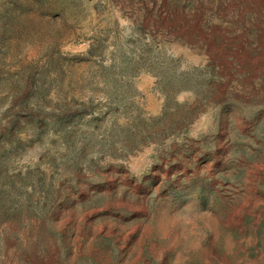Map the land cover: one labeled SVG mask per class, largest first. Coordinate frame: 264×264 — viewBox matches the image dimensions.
<instances>
[{
	"label": "rangeland",
	"instance_id": "rangeland-1",
	"mask_svg": "<svg viewBox=\"0 0 264 264\" xmlns=\"http://www.w3.org/2000/svg\"><path fill=\"white\" fill-rule=\"evenodd\" d=\"M0 264H264V0H0Z\"/></svg>",
	"mask_w": 264,
	"mask_h": 264
}]
</instances>
